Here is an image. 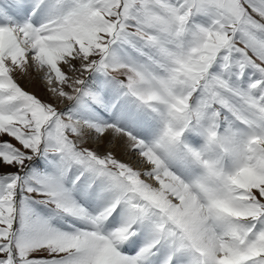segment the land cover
Here are the masks:
<instances>
[{
  "label": "snow or ice",
  "instance_id": "snow-or-ice-1",
  "mask_svg": "<svg viewBox=\"0 0 264 264\" xmlns=\"http://www.w3.org/2000/svg\"><path fill=\"white\" fill-rule=\"evenodd\" d=\"M0 264H264V0H0Z\"/></svg>",
  "mask_w": 264,
  "mask_h": 264
},
{
  "label": "rangeland",
  "instance_id": "rangeland-1",
  "mask_svg": "<svg viewBox=\"0 0 264 264\" xmlns=\"http://www.w3.org/2000/svg\"><path fill=\"white\" fill-rule=\"evenodd\" d=\"M37 81V82H36ZM36 82V83H34ZM37 85V87L39 88V92L37 93V90L35 88V85ZM39 85V86H38ZM21 86L24 87L26 90L31 91L33 88H35V90H32L31 92H34L35 94H37L41 99L46 100V101H50V102H56L55 98L51 97L50 93H48L46 91V85L41 83V81L39 79H36L32 82H29L28 80H21ZM57 106L60 108L64 107V104H60L57 103ZM96 144L93 143H89L87 146L94 148ZM128 159V158H127Z\"/></svg>",
  "mask_w": 264,
  "mask_h": 264
},
{
  "label": "bare ground",
  "instance_id": "bare-ground-1",
  "mask_svg": "<svg viewBox=\"0 0 264 264\" xmlns=\"http://www.w3.org/2000/svg\"><path fill=\"white\" fill-rule=\"evenodd\" d=\"M38 75V74H37ZM21 82V81H20ZM37 82V81H36ZM36 82H34V83H36ZM42 83V82H41ZM35 85V88H36V90H37V93L39 92V88L37 87V85L36 84H34ZM39 86V85H38ZM35 88H33L32 90H35ZM31 90V91H32ZM35 90V91H36ZM95 147L94 148H96L97 147V144L96 145H94ZM100 151L102 152V151H104V149H103V147H101L100 148ZM119 155V154H118ZM119 158H121V159H125V160H127V157H124V156H120Z\"/></svg>",
  "mask_w": 264,
  "mask_h": 264
}]
</instances>
